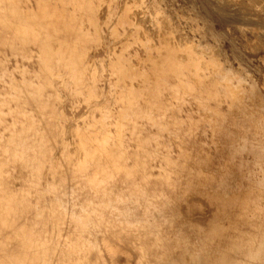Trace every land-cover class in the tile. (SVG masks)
Segmentation results:
<instances>
[{"label": "bare ground", "instance_id": "bare-ground-1", "mask_svg": "<svg viewBox=\"0 0 264 264\" xmlns=\"http://www.w3.org/2000/svg\"><path fill=\"white\" fill-rule=\"evenodd\" d=\"M262 52L264 0H0V264H264Z\"/></svg>", "mask_w": 264, "mask_h": 264}, {"label": "rangeland", "instance_id": "rangeland-1", "mask_svg": "<svg viewBox=\"0 0 264 264\" xmlns=\"http://www.w3.org/2000/svg\"><path fill=\"white\" fill-rule=\"evenodd\" d=\"M245 33L247 34V36H250V33L248 32V30H245ZM233 38H236V34L233 31L232 32V36ZM224 48H226L228 50V46L223 44ZM261 55H264V52L261 53ZM251 64L250 67L253 68V66L256 65H260L261 68V74L260 76L256 77L258 84L262 90V92L264 93V62H262L259 59V56H253L252 60H251ZM263 65V66H262ZM261 84V85H260ZM70 110V109H68ZM79 108H74L73 112H78ZM71 112V111H69ZM186 112L187 113H191V114H195L193 109L191 108V106H187L186 107ZM209 141V136H208V131L204 130L202 132L199 133V138L197 140L194 141V145L195 146H202L205 151L207 152V142ZM258 154L259 152L257 151H253V149H246V150H241L239 152H237L236 154V159H235V164L233 165V167H227V171L230 174H236L240 177H242L245 181L250 182L254 179H256L258 177V173L260 172V168H264V161L261 160L259 163H257V159H258ZM226 153H222V154H217L215 156L214 159V165L216 166H222L224 165V162L226 161ZM155 168H157V165L155 164ZM119 261L123 262L124 259L123 257H119Z\"/></svg>", "mask_w": 264, "mask_h": 264}]
</instances>
